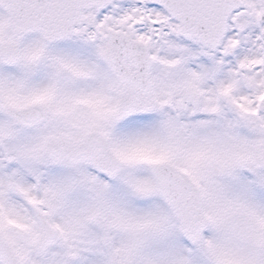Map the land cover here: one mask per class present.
I'll list each match as a JSON object with an SVG mask.
<instances>
[{
  "label": "snow or ice",
  "instance_id": "obj_1",
  "mask_svg": "<svg viewBox=\"0 0 264 264\" xmlns=\"http://www.w3.org/2000/svg\"><path fill=\"white\" fill-rule=\"evenodd\" d=\"M0 264H264V0H0Z\"/></svg>",
  "mask_w": 264,
  "mask_h": 264
}]
</instances>
